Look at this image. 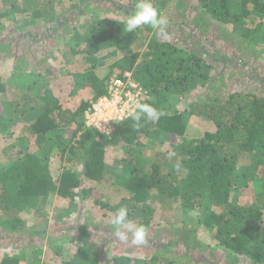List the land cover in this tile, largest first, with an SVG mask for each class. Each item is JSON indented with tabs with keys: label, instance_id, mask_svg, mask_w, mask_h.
<instances>
[{
	"label": "trees",
	"instance_id": "16d2710c",
	"mask_svg": "<svg viewBox=\"0 0 264 264\" xmlns=\"http://www.w3.org/2000/svg\"><path fill=\"white\" fill-rule=\"evenodd\" d=\"M87 2L1 0L5 10L0 18L11 17L14 12L26 13L28 39L39 38L54 21L60 24L55 23V26L64 29L63 35L68 38V46L64 45L66 52L65 48L63 50L65 55H79L84 61L92 62L76 76L78 85L70 93L76 94L85 81H90L94 94L75 107L65 108L50 91H44L36 98L24 93L18 100H7L11 89L0 82V100L4 99L0 111V132L4 138L1 144L9 162V166L0 163V226L21 234L25 223L22 213L31 211L34 216L45 219L47 203L54 194L71 204L83 202L89 196L95 208L103 212L109 226L111 214L121 206L128 208L129 217L134 222L140 221L145 226L153 223L157 210H161V216H164L163 210H180L185 214L183 229L167 228L170 235L180 238L184 246L181 251L177 249L175 239L173 245L164 247L166 252L147 254L135 261L118 254L107 264H192L194 257L190 252L201 250L200 244H194L192 235L201 226L212 234L216 246L225 252L242 257L250 264H264V97L251 90H228L214 82L220 65L232 64L225 52L228 49L227 27L237 32L240 42L246 45L248 39L260 31L259 25L251 28V24L256 15L264 14V0H197L198 21L209 16L215 24L220 23L217 32L220 33L219 39L224 41L220 51L208 52L205 45H202L205 48L199 45L202 44L200 38L184 46L153 41L143 54L135 52L113 62L101 77L96 74L95 60L103 50L111 52L113 48L112 52H117L129 48L134 51L131 45L142 43L154 29L141 26L128 33L124 30L125 19H99L94 12L87 11ZM58 8L60 12L55 11ZM133 10L121 9V14H130ZM257 39L264 47V29L261 39ZM1 47L7 51L5 44ZM19 59L20 56L16 57ZM116 72L119 77L129 73L130 78L146 91L144 102L152 103L163 115L156 121L143 118L139 123L128 118L116 121L109 134H100L85 125L83 114L91 102L105 95L107 76ZM39 73L40 77L48 74L46 69ZM36 81L30 87L32 90H47L45 80L41 86ZM20 86L25 88L24 84ZM184 99L187 101L181 112L178 107ZM185 115L212 121L215 131L188 137L191 122H185ZM8 125H21L26 142L28 138L35 139L41 146L54 139L62 144L56 157L60 163L67 160L65 163L68 164L56 181L49 171V151L41 158L30 153L29 147L23 143L17 146L20 150H5L14 145L5 146L4 141L12 135L6 128ZM161 137L163 139L159 140ZM144 140H159L163 145L162 150L153 153L146 161L139 160L146 147ZM110 148L126 149L125 158L120 160L119 175L105 162L106 151ZM170 152L176 155L169 157ZM162 156L163 161H159ZM241 158L248 160L249 164L240 169ZM145 162L149 167L146 168ZM256 168H259L260 181L255 180ZM108 176L124 180L119 188L116 182L114 186L111 184L119 197L113 202L109 201L113 198L105 194L102 197L108 201L100 199V190ZM248 188L252 191V198L248 197L241 204L238 200L240 195L244 196L241 192ZM70 210H64L62 216H68ZM59 217L54 219L59 220ZM10 219L13 222L10 223ZM41 226L42 223L41 229L31 230L26 235L44 238L46 229ZM78 235L83 244L74 249L62 247L71 257L65 264H103L88 243L91 233L87 226L80 224ZM62 249L53 251L54 255L61 254ZM168 249L175 250L171 253ZM31 257L26 261L25 253L20 257L4 256L0 264H22L23 261L24 264H41L35 254ZM203 264L210 262L204 261Z\"/></svg>",
	"mask_w": 264,
	"mask_h": 264
},
{
	"label": "rangeland",
	"instance_id": "374dc122",
	"mask_svg": "<svg viewBox=\"0 0 264 264\" xmlns=\"http://www.w3.org/2000/svg\"><path fill=\"white\" fill-rule=\"evenodd\" d=\"M134 2L135 0H88L86 8L89 13L94 12L95 16L99 19L122 21L126 17L124 14H121V9H134ZM151 2L161 11L167 20L166 34L160 35L154 29L153 33L142 43H134L131 45L134 51H131L129 48L128 50H119L117 52H112L114 51L113 48L111 52L107 49L103 50L95 60L97 66L96 74L98 77L105 75L110 66L113 65V62L121 61L124 57L131 56L135 52H139L140 55L143 54L153 41H162L163 43L184 46V44L193 43L195 39L200 38L202 44L200 43L199 45H205L208 52L220 51L221 46L224 44V41L219 39L220 33L217 32L220 23L217 22L215 24L209 16L204 21H198L199 6L197 5V0H151ZM117 8H120V10L117 11ZM4 10L0 0V14L4 13ZM55 11L60 12L61 9L58 8ZM25 14L14 12L11 17H8L9 19L5 16L0 18V82L6 83L9 89H11L6 99L18 100L24 93L27 96L36 98L44 91H50L52 95L62 101L65 108L75 107L81 100L90 99L94 94V89H92L94 86H92L90 81L83 83V88L77 91L78 94H72L70 92L75 90L76 84L78 85L76 76L82 73L85 66H91L92 62L88 63L84 61L79 55L76 57L71 56L70 53H67V56L65 55L63 50L65 48L66 52L68 38H65L63 35L64 29H60V26L57 27V25H60L58 22L56 23L54 21L50 23L49 27H46L47 29L40 34L39 38L33 40L28 39L26 30L28 25L25 21ZM253 20L254 23L251 24V28L259 25L260 31L257 33L260 36L256 37V33L252 36L253 38L250 37L252 39H248L251 42L247 41L246 45L240 42L241 37L237 32L233 31L230 26L227 27L225 37L228 41L226 43L228 49L225 52L226 58L231 59L232 64H229L230 66L227 67L220 65L219 74H217L218 78L215 77L214 82H217V85L225 86L228 90H251L261 94V97H264V47L257 39L259 37L261 39V32L264 29V14L256 15ZM55 23L57 24L56 26ZM78 24L80 26L81 23ZM144 34L143 32V37ZM260 41L262 42V40ZM4 44L8 47L6 52L1 47ZM65 44L66 46H64ZM247 45L249 46L247 47ZM18 56H20V59L16 60ZM98 61L99 63L97 64ZM16 68L20 70H14ZM45 69L48 74L40 77L37 73ZM116 74L117 72L112 75ZM112 75L108 74L107 77H111ZM36 80L39 81L40 86L44 85L46 81L47 84L45 85L47 86V90L43 88L39 91L36 89L32 90L30 87L36 84ZM95 83L97 86V81ZM20 84H24L25 88H22ZM3 100H0V111L3 106ZM186 101L184 99L178 107V110L181 112L185 109L184 104ZM185 117H187L185 122H191L189 126L190 130L187 132V136L190 138L198 136L199 133L215 131V126L210 120L188 115H185ZM6 128L12 135L4 141L5 146L9 144L14 145L5 150H9V152L11 150L12 152L20 150L17 146L23 143L26 147H29L30 153L41 158L49 151V171L53 180L56 181L68 164L65 163L67 160L64 163H60L56 157L62 149V144L54 139H49L46 145L39 146L35 142V139L28 138L27 142L24 141L27 137L24 135L25 132H23L21 125H8ZM3 139L2 132H0V163L2 166H9V162L4 156V147L1 144V140ZM161 139L163 137L159 140ZM159 140H144L146 147L142 149V158H139V160L146 161L147 158H151L153 153L162 150L163 145ZM170 140L171 137H169L168 143H170ZM166 148L167 146L164 149ZM125 150L124 148H110L106 151L105 162L111 171L115 170L114 172L118 173V170L122 168L120 160L125 158ZM160 159L163 161V156L159 158V161ZM136 161L134 158V164H136ZM248 162V160L241 158L240 169L248 165ZM145 165L146 168L149 167L148 162H145ZM256 171L257 175L255 180L260 181L259 168H256ZM114 182L118 184L119 188L123 185L124 180L122 177L115 179L110 176L106 177V184L100 190L101 200L108 201V199L102 197L103 194L106 197L111 196L113 198L109 200L110 202L119 198L115 192L116 189L113 187ZM249 186H252V184L250 183ZM241 193L244 195H240L238 199L241 204L246 202L249 199L248 197L252 198L250 188L243 190ZM86 200L71 204L70 201L54 194L47 203V216L45 219L34 216V213L31 211L22 213L21 216L24 217L23 220L25 223L23 229H21L23 230L21 234L16 231L12 233L9 229L3 228L4 225L0 226V259L4 256L20 257L21 254L25 253L26 261H30L32 254H35L40 259L41 264H65L71 257L68 254L69 251L67 253L62 247H66V249L73 247L74 249L84 243L83 240H79L78 226L80 224H84L85 227L87 226V229L90 231L91 240L88 243L99 254L100 261L103 264H107L118 254L128 256L135 261L141 260L147 254L153 255L156 252H166L164 247L167 244L173 245L176 240L178 241L176 243L177 249L180 251L184 249L180 238L173 237L167 231V228L174 230V228L183 229L184 225L186 226L185 214H182L180 210L176 212L163 210L164 216H161V210H157L153 223L146 226L147 243L137 246L131 243V238H129L128 242L119 241L113 235V231L107 224V220L103 218V212L95 208L93 202H90L89 196ZM69 209H71L69 215L62 216L64 210ZM56 216L61 217H59V220H56L54 219ZM190 216L196 218L195 215ZM167 220H169V223ZM11 222H13V219H10ZM135 222L137 224H143L140 221ZM40 223H42L41 227L46 229L44 238L38 236L29 237L26 235L31 230L41 229ZM190 225L195 224L190 223ZM192 236L194 244H200L201 249L190 252L194 257L192 264H203L204 261H208L210 264H250V261L242 257H234V255L217 247L212 234L208 233L202 226L196 229ZM60 248L63 252L54 255L53 251ZM168 250L173 253L175 249ZM22 264H24V261Z\"/></svg>",
	"mask_w": 264,
	"mask_h": 264
},
{
	"label": "clouds",
	"instance_id": "9594fccd",
	"mask_svg": "<svg viewBox=\"0 0 264 264\" xmlns=\"http://www.w3.org/2000/svg\"><path fill=\"white\" fill-rule=\"evenodd\" d=\"M124 30L128 33L134 32L141 26H149L156 29L160 35H165L167 20L163 14L153 5L151 0H135L134 10L126 14ZM163 113L149 102L134 100L131 107L126 112V117L139 123L141 119L148 121L158 120ZM169 157L175 156V152H170ZM179 167V163H177ZM110 227L113 235L121 242H128L131 238L133 245H143L147 243V227L137 224L129 217V210L126 206L116 209L110 218Z\"/></svg>",
	"mask_w": 264,
	"mask_h": 264
},
{
	"label": "built area",
	"instance_id": "2783aa9c",
	"mask_svg": "<svg viewBox=\"0 0 264 264\" xmlns=\"http://www.w3.org/2000/svg\"><path fill=\"white\" fill-rule=\"evenodd\" d=\"M146 98V91L130 78L129 73L122 77L112 75L106 83L105 95L91 102L84 112L85 125L100 134H109L114 122L127 118L126 112L132 101L144 102Z\"/></svg>",
	"mask_w": 264,
	"mask_h": 264
}]
</instances>
